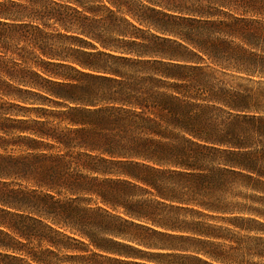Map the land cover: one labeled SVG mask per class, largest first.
Wrapping results in <instances>:
<instances>
[{"label":"trees","instance_id":"16d2710c","mask_svg":"<svg viewBox=\"0 0 264 264\" xmlns=\"http://www.w3.org/2000/svg\"><path fill=\"white\" fill-rule=\"evenodd\" d=\"M18 2L0 0V93L25 105L0 110V179L52 194L33 216L0 192V264L264 258L215 223L263 225L235 215L264 217L239 201L264 194V88L225 77L264 78V0Z\"/></svg>","mask_w":264,"mask_h":264},{"label":"rangeland","instance_id":"374dc122","mask_svg":"<svg viewBox=\"0 0 264 264\" xmlns=\"http://www.w3.org/2000/svg\"><path fill=\"white\" fill-rule=\"evenodd\" d=\"M19 1L18 3L25 5V6H30L33 7L35 9H39L40 6L46 5L47 2L46 0H29L30 2L28 3L25 2L24 0H16ZM60 3H66V0H56ZM52 22V21H50ZM49 24V22L47 23ZM50 33L53 34H57V33H63L64 31L61 30L58 26L53 25L50 23V28L47 30ZM56 41L55 44H61L59 42H61L59 39H54ZM245 78H248L245 76ZM225 79L230 82L231 84L235 85V84H241L244 86H247L249 88L252 89H256L257 87L260 88H264V78L262 77H255L254 80L256 81V83L253 82H248V81H241L238 80L236 78V75L233 73H229ZM16 105H20L25 107L24 104L18 102L17 100L13 99V98H8L5 97L3 95H1L0 93V110L1 111H8L9 112V116L12 118L16 117V114L22 115V111L20 110V108H18ZM17 135L16 134H11L9 135L10 139H16ZM9 152L13 153L14 155H20L23 153V150L19 149V148H12L8 150ZM2 182H6V186L5 183ZM0 183H2V185H0V192L3 191L4 193H6V195L8 196V198H13L12 202L14 203H19L22 204V210L25 211V213H29L33 216H37L34 213V209L37 205V201H36V196H42L45 194H52V192L48 191L45 188H39L38 186H36L34 183L32 182H28L25 180H20V179H0ZM23 192V193H36V195H34L33 197L31 196H22L20 194H17L16 192ZM243 192V194H246L248 196H251L252 199H249L247 201H245L244 199L240 200L242 203L244 204H248L249 206H252L253 208H257L258 210H262L264 212V194L262 193H255L252 191H246V190H241ZM11 196V197H9ZM70 194L68 193H61V199L64 198H69ZM235 216L238 217H242L245 218V220L249 219V218H253L256 219L257 221H259L260 223H262L263 225H259L256 223H246V222H240V224H242L243 226H248L250 228H255L258 229L260 231H252L250 233H246L243 231H239L238 229H232L230 227V225H228L226 222L221 221L220 219L217 220L215 223L219 226H222L223 228H229L230 230V234L232 236H234V238H236V240H240L242 244L246 245L247 247L251 248L252 250H255V252H264V217L262 216H257L255 214L252 213H240V214H236ZM209 221V220H208ZM229 244V243H227ZM77 254H81L80 252H71V253H61L59 254L60 258H62L65 255H77ZM264 254V253H263ZM62 264H68V263H62ZM72 264V263H69ZM243 264H264V258L263 257H259L257 255H255V253L252 251L250 254H248L245 259H244V263Z\"/></svg>","mask_w":264,"mask_h":264}]
</instances>
